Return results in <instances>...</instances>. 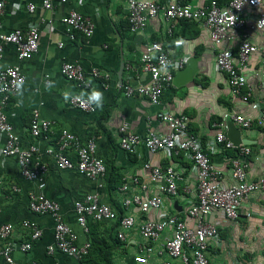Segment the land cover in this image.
Returning <instances> with one entry per match:
<instances>
[{"label": "crops", "instance_id": "0c3cea01", "mask_svg": "<svg viewBox=\"0 0 264 264\" xmlns=\"http://www.w3.org/2000/svg\"><path fill=\"white\" fill-rule=\"evenodd\" d=\"M1 1L5 8L0 14V35L16 30L27 32L33 25L42 33L39 50L29 59L20 60L16 47L4 44L0 70L18 66L26 76L24 88L10 97L5 113L18 137L20 148L27 151L31 146H37L39 153L34 160L42 162L48 170L43 176L45 187L41 190L36 182L22 177L16 157L0 156V226L13 224L15 227L8 239L0 240V264H6L2 252L9 245L13 248L15 264H134L135 257L139 255L147 257V264H184L180 260H172L165 251V239L172 237V228L166 229L156 242L147 241L141 235V225L146 221L160 220L161 213H144L136 207L125 209L124 202L127 198L143 194L142 188L146 184L149 195H159L163 199L162 211L194 226L195 220L188 218L187 212L196 200L200 180L198 171L185 153H152L145 145L134 154L122 151L119 130L128 124L140 136H145L149 129L166 134L171 131V126L159 120L160 113L185 116L189 119L190 133L201 138L220 173L221 185L235 184L232 158L241 161L249 182H258L264 176V122L260 120L264 114V30L256 27L258 11L248 9L246 27L239 33H232L231 40L216 43L204 27L197 24L195 28L199 35L190 37L191 28H183L184 33L181 26L172 27L173 23H169L163 14L151 20L145 30L132 32L128 25L127 0H68L53 10L43 7L46 0ZM175 1L157 0L163 7ZM189 2L197 5L200 0ZM29 5H35V11H29ZM71 11L91 19L95 27L91 37L76 33V38L71 39L62 21ZM175 35L177 38L173 40ZM245 36L259 48L245 71L248 83L245 91L251 93L247 102L232 95L226 75L216 66L217 54L229 48L237 53L239 40ZM177 39L184 42L182 46L175 45ZM155 42L162 43L173 59L201 58L195 80L180 88L171 85L157 105L139 95L125 96L122 91V86L130 81L133 87L150 82L151 75L143 71L141 57L145 47ZM66 63L81 65L90 78L93 71H99L107 79H93L91 88H82L79 83L63 76L61 68ZM122 63L125 67L123 85L120 86ZM94 88L104 94L103 107L95 113L89 114L70 105L71 97H87L86 94ZM66 92L70 93L67 99ZM82 93L85 95L82 96ZM36 110L42 119L50 122V132L39 138H34L30 132ZM235 114L252 120L249 129L236 124L246 144L243 146L250 147V153L242 156L237 151H226L220 145H211L220 131L215 125H225L223 131L227 135L228 123L233 121ZM64 130L76 135L83 143L93 137L96 139L97 156L104 160L107 170L102 178L92 180L76 168L66 170L56 164L47 151L58 150ZM64 154L77 164L74 149H68ZM147 164L162 170L172 166L183 175L184 181L178 185L176 196L159 193L145 170ZM125 185L127 189H124ZM40 193L59 203L62 218L77 235L79 247L91 243L92 238L90 230L85 231L78 223L75 203L89 195H96L101 203L109 205L120 217H135L136 224L133 229L124 232L125 240H120L118 221L92 220L89 225L93 226V234L101 241H108L104 243L106 251L96 255L98 251L90 250L83 260L58 250L51 253L50 248L55 247V221L50 214L32 212L29 205L30 195ZM207 221L215 225L220 234L219 239L209 241L207 257L210 264H264V191L258 190L242 201L236 220L214 210L207 216ZM25 222L36 224L42 231L38 240L31 239V229L24 226ZM25 243L32 245L27 252L21 251V245Z\"/></svg>", "mask_w": 264, "mask_h": 264}, {"label": "built area", "instance_id": "2783aa9c", "mask_svg": "<svg viewBox=\"0 0 264 264\" xmlns=\"http://www.w3.org/2000/svg\"><path fill=\"white\" fill-rule=\"evenodd\" d=\"M68 0H46L43 7L53 10L57 5L65 4ZM129 5V24L132 32L143 31L149 22L163 14L172 27L178 25L181 20L198 23L208 31L213 42H224L231 40L232 33H239L247 25L246 12L248 9L258 11L256 27L264 30V0H200L195 5L189 0H177L169 3L167 7L161 6L157 0H127ZM5 4L0 0V14L3 13ZM29 11H35V5H29ZM63 23L67 26L72 40L76 38V33L85 37H91L95 32L94 24L89 17L77 11H71L63 18ZM1 26V23H0ZM172 34V28L169 29ZM42 33L37 26H32L27 32L16 30L10 34L0 35V59L3 58V45L12 44L18 51L20 60L31 58L39 50ZM182 40H176L177 47L183 45ZM63 46V45H61ZM259 52L256 44L247 37L240 38L238 51L229 48L220 51L216 56V66L218 71L225 74L232 92V95L239 97L242 101H249L251 93L246 92L247 78L245 71L253 55ZM264 53V52H263ZM188 59H173L169 55L164 45L159 42L149 44L145 47L141 57L144 72L151 75V80L147 85L133 87L131 81L122 86L125 96L132 97L139 95L147 98L151 103H160L164 92L172 85L175 74L184 69ZM264 70V62H263ZM61 72L70 81L80 84L82 88H91L92 80L103 78L99 71H93L92 78L88 77L83 67L75 63H66L62 66ZM26 84V76L18 66H9L0 70V156L16 157L22 177L28 181L38 184L41 190L45 187L43 176L46 175L47 166L38 160H34L39 153L37 146H31L24 151L19 146L18 137L14 133V128L8 120L5 109L9 105L10 97L18 94ZM69 103L72 107L80 109L86 113H95L97 108L87 103V97H71ZM159 120L168 123L171 131L166 134H158L149 129L145 136L135 134L128 124H124L119 132V147L122 151L134 154L137 149L145 145L152 152H165L169 155H180L185 153L199 174V184L196 200L188 210V218L195 220V225L191 226L185 220L176 215H170L162 211L163 199L159 195H149L148 185H143V194L127 198L124 208L136 207L144 213L149 211H159L160 220L146 221L140 227L142 237L147 241H158L164 231L173 229V235L165 239L164 248L172 260H180L184 264H210L207 252L210 240H217L220 237L215 225L207 221V216L214 210L220 211L226 218L236 220L242 201L256 191H264V176L258 182H249L245 167L237 158H232V178L235 184L224 187L221 185L220 173L216 169L210 154L206 151L199 136L190 133L189 119L185 116H177L170 112L160 113ZM264 122V114L260 118ZM233 121L243 129L252 126V120L244 116L235 114ZM220 128L213 146L220 145L226 151H237L238 154H249L250 147H236L228 140L223 131L225 125L216 124ZM50 122L42 119L39 111L33 112L30 132L34 138L49 133ZM210 145V147H211ZM74 149L77 155L75 165L64 153L68 149ZM55 159L56 164L66 170L78 169L82 174L92 180L102 178L106 173V165L103 159L97 156L96 139L90 138L82 142L76 135L68 130L61 134L58 150L49 149L47 151ZM213 153V151H211ZM145 170L149 174L150 181L156 184L159 193L167 196L178 194V185L184 181L181 173H178L172 166L164 170L145 165ZM2 178L0 176V188ZM124 189H127L125 185ZM18 191V189H16ZM30 209L36 214H50L55 221V247L50 248V252L56 250L64 255L84 259L89 255L91 243L79 247L77 245V235L72 228L65 223L60 213L58 202L50 200L44 194L30 195ZM75 210L78 215V223L85 230L89 231L88 222L118 221L120 232L118 238L125 240V233L134 228L135 217L118 214L106 204L99 201L96 195H89L85 199L75 203ZM24 226L31 229V239L38 240L42 236V231L34 223L25 222ZM13 224L0 226V240L8 239L14 232ZM32 248L31 243L21 245V251L27 252ZM12 245L7 246L2 255L6 264H15L12 258ZM145 255L136 256L134 264H147ZM166 264H172L167 262Z\"/></svg>", "mask_w": 264, "mask_h": 264}, {"label": "water", "instance_id": "95a60500", "mask_svg": "<svg viewBox=\"0 0 264 264\" xmlns=\"http://www.w3.org/2000/svg\"><path fill=\"white\" fill-rule=\"evenodd\" d=\"M200 60V57L190 58L187 61L185 68L175 74L172 85L176 88H180L188 85L189 83H192L200 70ZM124 67L125 64L122 63L119 71L120 86L123 85L122 74L124 72ZM227 137L236 147L246 145L244 139H242L241 129L233 121H229L228 123Z\"/></svg>", "mask_w": 264, "mask_h": 264}, {"label": "trees", "instance_id": "16d2710c", "mask_svg": "<svg viewBox=\"0 0 264 264\" xmlns=\"http://www.w3.org/2000/svg\"><path fill=\"white\" fill-rule=\"evenodd\" d=\"M197 24L198 23H195V22H190V21H185V20H181L179 23H178V25L177 26H181L182 27V29L184 28L185 30H190V28L193 30V32H192V34L190 35V37H197L198 35H199V31H197V29L195 28L196 26H197ZM128 25H129V23H128ZM184 29H183V31H184ZM184 33H185V31H184ZM186 35V37H187V34H185ZM175 38H177V36L175 35L174 37H173V40H175ZM178 40V39H177ZM122 91H124V89L122 90ZM97 110H98V108H97ZM106 172H107V170H106ZM90 221H92V220H89V222ZM89 222H88V227L90 228L89 230H90V235H91V238H92V242H91V250H92V252L93 251H98L99 253H97L96 252V255L97 254H100L101 252L103 253V251H106V248H105V244L104 243H107L108 241H106V240H104V241H101L100 239H98L96 236H95V234H93L94 233V231H93V226H92V224H90L89 225ZM118 223V222H117ZM119 224V223H118ZM118 226V225H117ZM119 227V226H118ZM112 240H114V239H112ZM117 241H118V239H116ZM116 240H115V242H116ZM110 241H111V239H110ZM112 244H114V243H112ZM111 258L109 257V259L108 260H110Z\"/></svg>", "mask_w": 264, "mask_h": 264}, {"label": "clouds", "instance_id": "9594fccd", "mask_svg": "<svg viewBox=\"0 0 264 264\" xmlns=\"http://www.w3.org/2000/svg\"><path fill=\"white\" fill-rule=\"evenodd\" d=\"M185 68V67H184ZM82 96L85 94H81ZM87 95V103L90 105H94L96 108H102L103 107V101H104V94L103 92L97 90V89H92V91ZM70 93H65V98H69ZM236 124V123H235ZM227 136V135H226ZM228 138V137H227ZM229 140V139H228ZM203 143V142H202ZM204 145V144H203ZM243 146V145H241ZM205 147V146H204ZM240 147V146H239Z\"/></svg>", "mask_w": 264, "mask_h": 264}]
</instances>
